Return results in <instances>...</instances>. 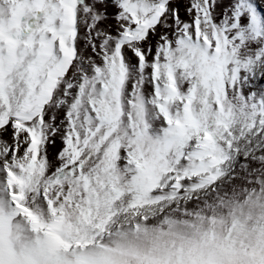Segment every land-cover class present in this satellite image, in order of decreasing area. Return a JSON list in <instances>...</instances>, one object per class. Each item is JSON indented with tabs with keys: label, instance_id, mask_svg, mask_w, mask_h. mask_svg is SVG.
I'll return each instance as SVG.
<instances>
[{
	"label": "snow or ice",
	"instance_id": "6c2138e0",
	"mask_svg": "<svg viewBox=\"0 0 264 264\" xmlns=\"http://www.w3.org/2000/svg\"><path fill=\"white\" fill-rule=\"evenodd\" d=\"M0 264H264V0H0Z\"/></svg>",
	"mask_w": 264,
	"mask_h": 264
},
{
	"label": "rangeland",
	"instance_id": "374dc122",
	"mask_svg": "<svg viewBox=\"0 0 264 264\" xmlns=\"http://www.w3.org/2000/svg\"><path fill=\"white\" fill-rule=\"evenodd\" d=\"M256 2L258 3V5L261 4V0H256Z\"/></svg>",
	"mask_w": 264,
	"mask_h": 264
}]
</instances>
